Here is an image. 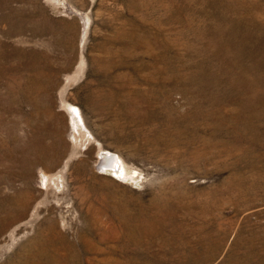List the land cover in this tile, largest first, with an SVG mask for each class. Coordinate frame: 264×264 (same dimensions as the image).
I'll return each mask as SVG.
<instances>
[{
	"label": "rangeland",
	"instance_id": "rangeland-1",
	"mask_svg": "<svg viewBox=\"0 0 264 264\" xmlns=\"http://www.w3.org/2000/svg\"><path fill=\"white\" fill-rule=\"evenodd\" d=\"M262 24L264 0H0V264H264V84L235 85Z\"/></svg>",
	"mask_w": 264,
	"mask_h": 264
},
{
	"label": "bare ground",
	"instance_id": "bare-ground-1",
	"mask_svg": "<svg viewBox=\"0 0 264 264\" xmlns=\"http://www.w3.org/2000/svg\"><path fill=\"white\" fill-rule=\"evenodd\" d=\"M80 15H81V17L82 18H84L85 17V15L84 14H82V13H79ZM238 17V16H237ZM244 18V17H243ZM234 19V18H233ZM244 20H245V18H244ZM251 20H254V17H252L251 19H250V21ZM256 20V19H255ZM249 21V22H250ZM252 23H253V21H252ZM254 24V23H253ZM242 26H243V24H241ZM251 26V25H250ZM262 26H263V31H262V33H263V35H262V37H263V41H262V43H260V42H258V46H260V48L262 49L263 48V51L259 48V50L256 52L258 55H259V59L257 58V57H255L254 55H253V53H251V54H249L248 53V59H249V61H250V64L249 65H247L246 67H244V68H241V67H237L239 70L238 71H242V75H243V73L244 72H246L248 75H250L249 77H251V79L250 78H248L247 80L249 81H247L246 80V75H245V77H244V75H243V77H242V80L243 81H241V82H239V80H238V82L236 81V84L235 85H239V84H241V83H245V82H247V84H249L250 85V87L249 88H251V89H254L253 87L257 84V83H259V82H263V84H264V71H262L263 69H264V24H262ZM239 28V27H238ZM241 28V27H240ZM243 28V27H242ZM250 28V27H249ZM221 29V28H220ZM244 29V28H243ZM242 29V30H243ZM252 29V28H251ZM235 30V29H234ZM256 30V29H255ZM254 30V31H255ZM233 31V30H232ZM237 31H239V29H237V30H235V32H237ZM247 31V30H246ZM253 31V30H252ZM258 31V30H257ZM220 32V31H219ZM242 32V31H241ZM218 33V32H217ZM233 33H234V31H233ZM239 33V32H238ZM238 33H237V36H238ZM242 33H244V32H242ZM245 33H247V32H245ZM236 34V33H235ZM240 34V33H239ZM231 35H233V34H231ZM230 36V35H229ZM236 36V35H235ZM244 36H245V34H244ZM224 37V36H223ZM231 37H233V36H231ZM231 37H228V38H230L231 39ZM240 37H242V35L240 36ZM235 38H237V39H240L239 38V36L238 37H235ZM246 38V37H245ZM245 38H241V39H245ZM229 39V40H230ZM253 38H251V40H252ZM257 39V38H256ZM221 40H223V39H221ZM226 40V39H225ZM235 41H236V39H234ZM246 40V39H245ZM238 41H240V40H238ZM227 42V41H226ZM247 42V41H246ZM228 43V42H227ZM226 43V44H227ZM240 43V42H239ZM251 43V42H250ZM244 44V43H243ZM253 44V43H252ZM245 45V44H244ZM243 45V46H244ZM254 46H256V44L254 45ZM258 46H256V47H258ZM226 47V46H225ZM250 47H252L251 45H250ZM242 48V47H241ZM244 48V47H243ZM226 49V48H225ZM238 49V47H237V44L235 43V52H236V50ZM241 50V49H240ZM246 50V49H245ZM244 50V51H245ZM231 51V50H230ZM249 51H251L250 49H249ZM225 52H226V50H225ZM232 52V51H231ZM241 52V51H240ZM243 52V51H242ZM239 53V52H238ZM255 53V52H254ZM246 57V56H245ZM246 57V58H247ZM245 59V58H244ZM232 61V60H231ZM235 61V60H234ZM233 61V62H234ZM240 61V60H239ZM248 61V60H247ZM236 62V61H235ZM238 62V61H237ZM234 64V63H233ZM242 65H244V63L242 64ZM235 66H237V65H235ZM80 71V70H79ZM237 71V70H236ZM239 73V72H238ZM237 73V74H238ZM232 74V73H231ZM235 74H236V72H235ZM78 75V74H77ZM241 76V75H240ZM234 77H236V76H234ZM232 79V78H231ZM237 78H235V80H236ZM245 81V82H244ZM231 82H232V80H231ZM243 85V84H242ZM246 85V84H245ZM235 87V86H234ZM245 87V86H244ZM234 90V89H233ZM249 90V89H248ZM231 92V91H230ZM233 92V91H232ZM244 92V91H243ZM246 92V91H245ZM252 93H253V91H251ZM63 93V92H62ZM248 93V92H247ZM232 94V93H231ZM251 94V93H250ZM216 95V94H215ZM241 95V94H240ZM250 96V95H249ZM234 99V98H233ZM237 99V98H236ZM255 99H256V97H255ZM259 99V98H258ZM250 100V99H249ZM249 100H247V102L249 101ZM252 100V99H251ZM245 101H246V99H245ZM253 101V100H252ZM257 101V100H256ZM255 101V102H256ZM259 101L260 102H263V99H259ZM231 102V101H230ZM235 102V101H234ZM238 103H240V102H238ZM242 103V102H241ZM250 103H252V102H250ZM218 105V104H217ZM242 105V104H241ZM240 105V106H241ZM232 106V105H231ZM252 106V105H251ZM70 108H74V110H75V112L77 113L78 112V110H76L77 108L76 107H73V106H69ZM234 107V106H233ZM239 107V106H238ZM76 108V109H75ZM242 108V107H241ZM240 108V109H241ZM248 108V107H247ZM253 108V107H252ZM73 110V109H72ZM232 110H233V108H232ZM232 110H228V112L229 111H232ZM242 110V109H241ZM219 111V110H218ZM72 112V111H71ZM207 112V111H206ZM236 112V111H235ZM234 112V113H235ZM221 113V112H220ZM232 113V112H231ZM249 113H251V111L249 112ZM78 114V113H77ZM209 114V113H208ZM234 115V114H233ZM225 116V115H224ZM227 116V115H226ZM71 117H72V115H71ZM74 117V116H73ZM229 117V116H228ZM227 117V118H228ZM233 117V116H232ZM80 118V117H79ZM79 118L78 117H74L73 118V121H74V123H75V125L80 129L81 127H83V125L82 124H84V123H80V120H79ZM226 118V117H225ZM224 118V119H225ZM234 120H235V123H237V124H243L244 125V129L243 130H245L244 131V136L245 135H248V134H246V131H248L247 133H250L249 132V130H248V128H247V126L248 125H252V116L251 115H249V114H247V115H245V114H241V115H234V118H233ZM221 120V119H220ZM226 120H228L229 121V119H226ZM233 120V121H234ZM222 121V120H221ZM232 121V120H231ZM81 122H82V120H81ZM219 122V121H218ZM223 122V121H222ZM225 122V121H224ZM223 124H225V123H223ZM236 124V125H237ZM195 125V124H194ZM221 125V124H220ZM235 126V125H234ZM233 126V127H234ZM241 126V125H240ZM195 127H197V126H195ZM213 127V126H212ZM229 127V126H228ZM232 127V126H231ZM239 127V126H238ZM250 127V126H249ZM252 127V129H253V126H251ZM251 127H250V129H251ZM257 127V126H256ZM74 128V127H73ZM76 128V127H75ZM236 128V127H235ZM200 129V128H199ZM208 129V128H207ZM227 129V128H226ZM216 130V129H215ZM234 130V128L232 129V131ZM240 130V129H239ZM243 130H242V128H241V131L243 132ZM216 131H219V130H216ZM215 131V132H216ZM235 131H236V129H235ZM251 132H252V130H250ZM256 132H257V130H255ZM260 131V130H259ZM258 131V132H259ZM214 132V133H215ZM228 132H229V130H228ZM237 132V131H236ZM263 132V131H262ZM214 133H213V135H214ZM233 133V132H232ZM253 133H254V129H253ZM260 133V132H259ZM257 134V133H256ZM255 134V135H256ZM221 135V134H220ZM235 135H236V133H235ZM262 135H264V134H262ZM261 135V138L263 137ZM216 136V135H215ZM229 136H230V132H229ZM251 136V135H250ZM250 136L248 137V138H250ZM254 136V135H253ZM233 137V136H232ZM242 137V136H241ZM230 138V137H229ZM235 138V137H234ZM260 138V137H259ZM214 139V138H213ZM223 139V138H222ZM255 139V138H254ZM253 139V140H254ZM257 139V138H256ZM224 140H225V138H224ZM224 140H222V141H224ZM231 140V139H230ZM250 140V139H249ZM262 140V139H261ZM221 141V140H220ZM255 141V140H254ZM219 142V141H218ZM261 142V141H260ZM228 143H230V142H228ZM259 143V142H258ZM227 144V143H226ZM232 144V143H231ZM254 144V143H253ZM256 144V143H255ZM212 145V144H211ZM216 145V144H215ZM219 145V144H218ZM221 145V144H220ZM257 145V144H256ZM260 145V144H259ZM222 146H224V145H222ZM221 146V147H222ZM229 146V145H228ZM252 146V145H251ZM226 147V146H225ZM230 147V146H229ZM228 148V147H227ZM102 149V148H101ZM231 149V148H230ZM227 150V149H226ZM229 150V149H228ZM252 150V149H251ZM100 151V150H99ZM103 151V150H102ZM102 151H100L101 153L99 154L100 156V161H99V167L103 170H113L114 172H119V171H122L121 169H125V170H127V171H129V172H131L130 171V169L127 167V163L125 162V160H123L122 158H121V156L118 154L117 155V153L115 154V153H113V152H106V153H102ZM105 151V150H104ZM246 152H248V151H246ZM252 152V151H251ZM249 153H250V150H249ZM254 153V152H253ZM252 153V154H253ZM256 153V152H255ZM246 154H248V153H245V155ZM252 154H249L250 156L252 155ZM264 154V153H263ZM247 157H249L248 155H247ZM257 157V156H256ZM258 158V157H257ZM254 159V158H253ZM256 159V158H255ZM258 160V159H257ZM251 162V161H250ZM249 162V163H250ZM118 164L119 165V170H117V171H115L114 170V166H115V164ZM248 163V164H249ZM255 164H257V163H255ZM259 164V163H258ZM256 169V168H255ZM251 176V175H250ZM252 176H254V175H252ZM232 179V178H231ZM253 179V178H252ZM259 179V178H258ZM51 180V179H50ZM48 182V181H47ZM57 182V181H56ZM230 182H232V180L230 181ZM234 183H235V181H234ZM234 183H232V184H234ZM52 184V183H51ZM231 184V183H230ZM236 184V183H235ZM256 185V184H255ZM230 186V185H229ZM232 186V185H231ZM236 186V185H235ZM238 186V185H237ZM244 187V186H243ZM227 188H228V186H227ZM234 188V187H233ZM237 188V187H236ZM234 190V189H233ZM233 190H232V192H233ZM241 190V189H240ZM244 190V189H243ZM164 200V199H163ZM155 201V200H154ZM166 201H167V199H166ZM167 203V202H166ZM174 203V202H173ZM172 203V204H173ZM156 204H157V202H156ZM162 204V203H161ZM169 205V204H168ZM174 206V205H173ZM172 206V207H173ZM162 208V207H161ZM156 209V208H155ZM149 210V209H148ZM174 212V211H173ZM167 213V212H166ZM139 214V213H138ZM127 215V214H126ZM142 215V214H141ZM168 215V214H167ZM175 217V216H174ZM172 218V217H171ZM176 218V217H175ZM166 221V220H165ZM176 221V220H175ZM178 223V222H177ZM174 228V227H173ZM182 231V230H181ZM176 234V233H175ZM255 235V234H254ZM252 236L251 237V239L249 240V241H251V243L253 244V241L255 240V237L256 236ZM117 236V235H116ZM182 236V235H181ZM168 237V236H167ZM178 237V236H177ZM226 237V236H225ZM129 238V237H128ZM188 238V237H187ZM129 240H130V238H129ZM162 240V239H161ZM180 240V239H179ZM163 241V240H162ZM165 242V241H164ZM167 242V241H166ZM182 243V242H181ZM251 244V245H252ZM41 245H43V244H41ZM180 245V244H179ZM88 247V246H87ZM86 248V247H85ZM253 249V248H252ZM47 250V249H46ZM94 250V249H93ZM255 251V250H254ZM191 252V251H190ZM39 254V253H38ZM190 254V253H189ZM197 255V254H196ZM54 257V256H53ZM246 260V259H245ZM187 262V261H186ZM244 262V261H243ZM255 262V261H254ZM56 263V262H55ZM185 263V262H184ZM58 264H59V261H58ZM245 264V263H244ZM247 264V263H246ZM254 264V263H253Z\"/></svg>",
	"mask_w": 264,
	"mask_h": 264
},
{
	"label": "water",
	"instance_id": "water-1",
	"mask_svg": "<svg viewBox=\"0 0 264 264\" xmlns=\"http://www.w3.org/2000/svg\"><path fill=\"white\" fill-rule=\"evenodd\" d=\"M114 170L117 171L119 170V165L116 163L115 166H114Z\"/></svg>",
	"mask_w": 264,
	"mask_h": 264
}]
</instances>
